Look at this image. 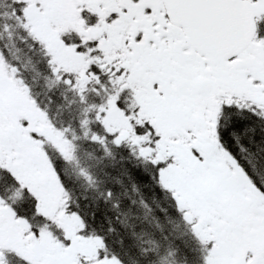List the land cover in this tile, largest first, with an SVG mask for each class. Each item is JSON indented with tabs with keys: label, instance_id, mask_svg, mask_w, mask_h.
<instances>
[{
	"label": "snow or ice",
	"instance_id": "6c2138e0",
	"mask_svg": "<svg viewBox=\"0 0 264 264\" xmlns=\"http://www.w3.org/2000/svg\"><path fill=\"white\" fill-rule=\"evenodd\" d=\"M73 3L89 40L51 31L66 0H0V56L13 64L18 33L95 58L80 81L51 62L40 106L65 124L83 116L100 145L85 152L89 178L64 168L30 115L12 118L22 93L34 95L17 68L0 73L6 264H264V0ZM112 47L124 55L105 63ZM27 174L35 190L21 189ZM40 188L62 190V224L41 210ZM17 230L33 259L12 244Z\"/></svg>",
	"mask_w": 264,
	"mask_h": 264
},
{
	"label": "flooded vegetation",
	"instance_id": "af4514ba",
	"mask_svg": "<svg viewBox=\"0 0 264 264\" xmlns=\"http://www.w3.org/2000/svg\"><path fill=\"white\" fill-rule=\"evenodd\" d=\"M61 19H66L69 20V24H67V26L64 28V30L62 32H60V34L63 33H68L71 32L72 30H75L77 33H81L82 37H84L85 39H91L92 38V29L90 27H85V21L84 19H82L80 17L79 14V8L75 7L73 0H66V9H65V15L60 18ZM102 17H101V22H102ZM59 20H57L54 25L51 28L52 32H56V26L59 22ZM81 29V32H78L77 29ZM84 29V30H83ZM87 31H90L89 34H86ZM39 42H41L43 45L46 46V48H48L54 56H56V59L58 61L61 62L62 66L60 68H62L65 72H72V73H76V74H80L81 72L77 71L78 69L84 70V67H81V65L79 64V60L80 59H76L71 55H67L66 53L69 51L70 46H54L53 44H51L48 41L47 36L43 35V34H35L33 35ZM111 50H113V52L111 53V55L108 57V60H110L112 57H116V56H123L124 52L123 51H117L116 47H112ZM110 51V50H109ZM1 66V65H0ZM86 69V67H85ZM223 91V90H222ZM17 109L14 111V113L12 114V118L15 122H19V116L17 113ZM15 154V153H13ZM16 163V162H14ZM44 176H46V174L44 173L41 176V180L43 181ZM32 181V183L30 184V187H32L34 190L36 188L35 186V181L33 180V178L31 177L30 174H27L26 177L21 181V189L23 188L24 184L29 183V181ZM45 189L44 188H40L39 189V194L41 196V210L45 211V214L47 216H49L53 221H55L58 225L63 223V217H64V209L63 207H61V205L64 204V200L61 199L60 194H55L51 197H45L44 193H45ZM20 192L18 191H14L12 193L13 196V202L16 201V198L21 197ZM57 208H59V211H57ZM53 213H55L53 215ZM22 219V218H20ZM23 230H17V234L15 237V240L12 241V244L15 245L17 242H19V244L21 245V247H26L29 250L28 256L29 259H33V256L30 253V250L32 249V242L29 239V236H24L22 234ZM30 235V234H29ZM4 239L6 240L4 242L5 245H3L2 243H0V246H7L8 245V241L9 238L7 236H3ZM3 252L0 251V264H6V261L3 259ZM33 264H41L40 261L34 260L33 259Z\"/></svg>",
	"mask_w": 264,
	"mask_h": 264
},
{
	"label": "trees",
	"instance_id": "16d2710c",
	"mask_svg": "<svg viewBox=\"0 0 264 264\" xmlns=\"http://www.w3.org/2000/svg\"><path fill=\"white\" fill-rule=\"evenodd\" d=\"M18 43L17 51L13 54L19 63L23 62L28 66L27 76L30 79V86L34 97L40 104L43 99V95L47 94V89L50 87L52 80H50L46 73L48 64H45L47 60L44 55L38 51L36 48L32 49L30 46H22L20 40H15ZM37 62H39V70L37 69ZM22 73L25 76V69H22ZM82 99V97H81ZM101 104H93L90 106H99ZM44 109L47 105H44ZM62 110H57V112L52 114V123L58 127H62L66 130L67 136L72 139L74 143V156L72 159H65L63 156L56 154L63 164V167L72 171H76L89 178L87 176V165L85 163V152L96 153L100 145L92 144L89 141L88 130L84 127L86 123L83 116L77 117L80 123L77 124L75 121L65 124L63 118L60 115ZM49 113V112H48ZM55 121V123L53 122Z\"/></svg>",
	"mask_w": 264,
	"mask_h": 264
},
{
	"label": "rangeland",
	"instance_id": "374dc122",
	"mask_svg": "<svg viewBox=\"0 0 264 264\" xmlns=\"http://www.w3.org/2000/svg\"><path fill=\"white\" fill-rule=\"evenodd\" d=\"M67 24H69V20H66V19L59 20V22L56 26V32L57 33L62 32L64 30V28L67 26ZM78 32H81L80 28L78 29ZM89 33H90V31L86 32V34H89ZM86 40H88V39H86ZM112 52H113V50L110 49V51L108 50L105 53V56H106L105 63L108 62V57L111 55ZM51 56H52V62L58 61L56 59V56H53L52 52H51ZM92 59H95V58L90 57L88 60H82V59L79 60V64L81 65V67H84V70H81V69L77 70V71L81 72V75L77 74V77H76L77 81H80L82 78L86 79L85 67L87 68L88 63ZM61 66H62V64L60 61L55 64V68H60ZM101 66L103 67V65H101ZM13 67H15V66L13 65ZM18 76L20 77L19 73H18ZM58 80H59V76H58ZM81 87H82V85H81ZM22 95L24 96L26 102L24 105H22L20 108L17 109L18 110L17 111L18 116L24 117V116L30 115L31 118H30L29 127L34 128V130H36V131H41V132L46 131L47 132L45 139L43 141H41L40 143L48 144L49 148L50 147L54 148L61 155H64L65 157L70 158L72 156V141H71V138L67 137L66 130H64L62 128H55L51 125V122L48 119L46 113L44 111H42L37 106L34 99H32V96L30 95L29 91H27V90L24 91L22 93ZM45 174L54 176V173H52V171H51L50 165L48 166L47 172ZM61 191H62L61 189H58L56 194L57 195L60 194ZM5 241L6 240L4 239V237L0 238V243H2L3 245H5L4 244Z\"/></svg>",
	"mask_w": 264,
	"mask_h": 264
}]
</instances>
